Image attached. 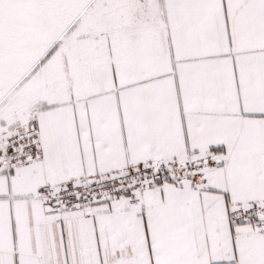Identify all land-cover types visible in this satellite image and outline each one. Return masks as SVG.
<instances>
[{
    "label": "snow or ice",
    "instance_id": "6c2138e0",
    "mask_svg": "<svg viewBox=\"0 0 264 264\" xmlns=\"http://www.w3.org/2000/svg\"><path fill=\"white\" fill-rule=\"evenodd\" d=\"M0 264H264V0H0Z\"/></svg>",
    "mask_w": 264,
    "mask_h": 264
}]
</instances>
